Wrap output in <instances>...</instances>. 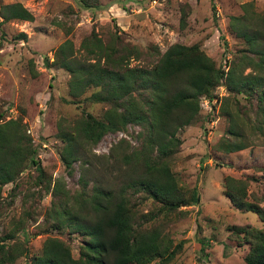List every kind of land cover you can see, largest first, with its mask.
<instances>
[{"label":"rangeland","instance_id":"obj_1","mask_svg":"<svg viewBox=\"0 0 264 264\" xmlns=\"http://www.w3.org/2000/svg\"><path fill=\"white\" fill-rule=\"evenodd\" d=\"M13 2L25 7L33 19L0 18V119H21L45 178L51 185L55 178H62L70 191L77 187V163H73L75 170L68 176L58 157L61 142L57 134L69 129L83 113L101 118L106 105L85 99L94 90L91 87L78 98L68 95L67 72L50 64L58 44L69 39L76 50L82 37L91 31L103 42L117 32L123 42L144 53L130 65L152 63L157 55L148 54L149 50L157 48L162 53L173 43L197 44L214 61L223 72L213 91L215 99L210 103L200 99L196 119L177 133L181 144L169 165L180 190L195 188L198 203L167 213L150 199L140 197L135 202L137 224L156 228L170 240L169 248L175 247V253L167 264H242L246 246H233L240 239L231 225L260 228L261 223L254 213L231 205L224 195L223 178L245 179L246 200L262 205L264 126L260 127V122L264 116L258 114L254 97L226 88L225 75L229 68L232 74L246 73L250 68L244 67L242 59H257L238 32L264 29V0H86L101 6L88 9L79 7L77 0H0V5ZM181 13L186 15L184 26L179 25ZM241 15L246 19H230ZM254 47L264 48V42L257 41ZM137 129L129 125L127 133L104 135L91 148L96 156L93 162L98 166L119 138L135 144L128 134ZM238 142L245 147L226 150ZM35 176L34 168L28 166L13 183L1 187L0 236L11 228L10 220L23 211L31 215L24 230L14 235L24 243L28 254L12 264H28L48 234L66 241L75 258L79 237L43 224L50 196L43 189V181H34ZM9 194L14 197L11 205L5 206ZM199 241L204 243L202 252ZM157 260L148 264H157Z\"/></svg>","mask_w":264,"mask_h":264},{"label":"trees","instance_id":"obj_2","mask_svg":"<svg viewBox=\"0 0 264 264\" xmlns=\"http://www.w3.org/2000/svg\"><path fill=\"white\" fill-rule=\"evenodd\" d=\"M77 4L83 9L101 8L86 0H77ZM211 10L214 11L213 5ZM185 17L181 13L180 26H184ZM0 18L1 21L33 19L19 2L0 5ZM230 19L246 18L241 15ZM262 24L264 27V20ZM238 34L247 49L258 56L256 60L242 59L244 67L250 68L246 73L232 74L229 68L225 86L233 93L254 97L258 114L264 116V73L260 72L264 70V48L254 47L257 41L264 42V29ZM76 50L69 39L63 40L53 49L50 64L67 72L70 97L78 98L91 87L94 90L85 99L106 105L101 118L83 113L69 129L57 134L61 142L58 157L68 176L75 170L73 163H77V187L70 191L62 178H55L51 185L34 156L21 119H0V200L1 187L13 183L23 169L32 167L36 172L34 181H43V189L50 196L43 224L57 231L66 229L80 239L74 258L66 241L48 234L39 253L29 257L28 264H148L157 258V264H167L175 247L169 248L170 240L160 230L137 224L135 202L140 197L150 199L167 213L198 203L195 188L188 192L180 190L169 165L181 144L178 131L196 119L202 97L209 103L215 99L213 91L223 72L197 44L173 43L162 53L155 48L148 52L157 55L152 63L130 65V61L139 60L144 53L123 42L117 32L103 42L91 31L82 37ZM260 123L263 127L264 120ZM129 125L138 128L128 134L135 144L119 138L97 166L92 146L107 133H127ZM231 144L227 151L245 147L242 142ZM223 182L224 195L231 205L254 213L261 223L260 228L231 225L240 239L233 246H246L242 264H264V191L259 205L246 200L245 179L225 176ZM13 197L9 194L4 205H11ZM30 217L26 210L10 220L11 228L0 236V264H12L16 258L28 254L24 243L14 235L24 230ZM199 250H204L202 241Z\"/></svg>","mask_w":264,"mask_h":264},{"label":"built area","instance_id":"obj_3","mask_svg":"<svg viewBox=\"0 0 264 264\" xmlns=\"http://www.w3.org/2000/svg\"><path fill=\"white\" fill-rule=\"evenodd\" d=\"M202 100H204V102H208L209 103V101L208 100H206V99H204L203 97L201 98Z\"/></svg>","mask_w":264,"mask_h":264}]
</instances>
